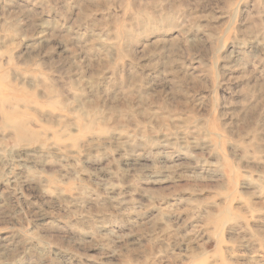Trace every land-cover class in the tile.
Listing matches in <instances>:
<instances>
[{"label":"rangeland","instance_id":"374dc122","mask_svg":"<svg viewBox=\"0 0 264 264\" xmlns=\"http://www.w3.org/2000/svg\"><path fill=\"white\" fill-rule=\"evenodd\" d=\"M0 264H264V0H0Z\"/></svg>","mask_w":264,"mask_h":264}]
</instances>
